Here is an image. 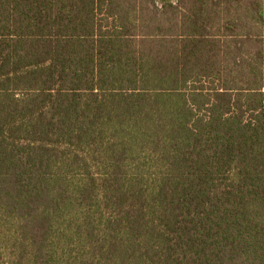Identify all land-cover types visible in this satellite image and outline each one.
Returning a JSON list of instances; mask_svg holds the SVG:
<instances>
[{"label": "trees", "instance_id": "1", "mask_svg": "<svg viewBox=\"0 0 264 264\" xmlns=\"http://www.w3.org/2000/svg\"><path fill=\"white\" fill-rule=\"evenodd\" d=\"M0 264H264V0H0Z\"/></svg>", "mask_w": 264, "mask_h": 264}]
</instances>
